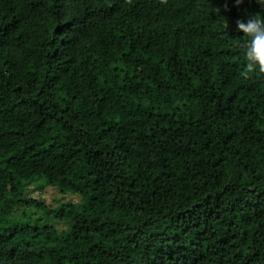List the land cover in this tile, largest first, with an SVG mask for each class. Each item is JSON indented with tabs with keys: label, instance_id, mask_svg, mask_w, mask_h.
<instances>
[{
	"label": "trees",
	"instance_id": "trees-1",
	"mask_svg": "<svg viewBox=\"0 0 264 264\" xmlns=\"http://www.w3.org/2000/svg\"><path fill=\"white\" fill-rule=\"evenodd\" d=\"M256 14L0 0V264H264V76L236 28Z\"/></svg>",
	"mask_w": 264,
	"mask_h": 264
},
{
	"label": "clouds",
	"instance_id": "clouds-1",
	"mask_svg": "<svg viewBox=\"0 0 264 264\" xmlns=\"http://www.w3.org/2000/svg\"><path fill=\"white\" fill-rule=\"evenodd\" d=\"M234 2L238 7L244 0H234ZM256 2L264 9V0H256ZM225 9L227 10V5ZM236 28L245 37L238 45L245 60L241 76L245 79L264 76V15H249L246 20H237Z\"/></svg>",
	"mask_w": 264,
	"mask_h": 264
},
{
	"label": "rangeland",
	"instance_id": "rangeland-1",
	"mask_svg": "<svg viewBox=\"0 0 264 264\" xmlns=\"http://www.w3.org/2000/svg\"><path fill=\"white\" fill-rule=\"evenodd\" d=\"M34 187L35 188L41 187V183L34 182L31 184H28L24 186L22 191H24V193H27V196L29 198L34 199V200H40L45 205L54 206L56 204L55 200L57 199H59V202H64L67 200V198L63 200L64 196L58 194V192H56L54 189L45 187V188H41L40 190H36ZM72 197L73 196L69 195V198L72 199Z\"/></svg>",
	"mask_w": 264,
	"mask_h": 264
}]
</instances>
